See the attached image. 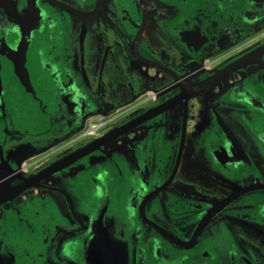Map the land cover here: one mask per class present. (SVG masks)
Masks as SVG:
<instances>
[{"label":"flooded vegetation","instance_id":"1","mask_svg":"<svg viewBox=\"0 0 264 264\" xmlns=\"http://www.w3.org/2000/svg\"><path fill=\"white\" fill-rule=\"evenodd\" d=\"M263 45L264 0H0L10 263L86 264L105 207L138 264H264Z\"/></svg>","mask_w":264,"mask_h":264},{"label":"water","instance_id":"2","mask_svg":"<svg viewBox=\"0 0 264 264\" xmlns=\"http://www.w3.org/2000/svg\"><path fill=\"white\" fill-rule=\"evenodd\" d=\"M261 50H264V45L260 47ZM252 56V54H250ZM248 59L246 56L240 58L239 60L232 62L228 66H226L223 70L217 73L215 76L211 78V80L222 77L231 71L235 70L237 67L241 66ZM204 85H199L194 89L196 91L200 90ZM126 126H122L119 128H115L112 132L107 134L102 140L97 141L95 143L88 144L77 151H74L67 156L61 158L60 160L54 162L52 165L42 170L35 176L34 179H30L25 181L22 186L18 188H23L25 185L31 184L36 178H41L45 175L51 174L53 172H57L78 159L85 156L87 153L95 150L99 144V142L106 141L113 137L114 135L120 134L124 131ZM1 199V192H0ZM96 222H95V239L91 243L89 248V255L86 259V264H138L137 252L134 250V246H131L129 241L124 237H127V232H123L118 237L115 236L114 229H111L107 224V214L105 207H100L97 212ZM0 264H11L9 258L4 254L0 247Z\"/></svg>","mask_w":264,"mask_h":264},{"label":"rangeland","instance_id":"3","mask_svg":"<svg viewBox=\"0 0 264 264\" xmlns=\"http://www.w3.org/2000/svg\"><path fill=\"white\" fill-rule=\"evenodd\" d=\"M193 112L191 111V116H192ZM192 125V119L190 120V126Z\"/></svg>","mask_w":264,"mask_h":264}]
</instances>
